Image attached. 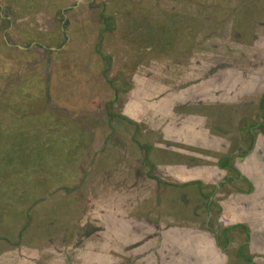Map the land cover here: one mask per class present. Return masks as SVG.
<instances>
[{"label":"rangeland","instance_id":"374dc122","mask_svg":"<svg viewBox=\"0 0 264 264\" xmlns=\"http://www.w3.org/2000/svg\"><path fill=\"white\" fill-rule=\"evenodd\" d=\"M64 1L31 0L32 3H40L35 9L43 11L44 16L50 15L51 22L56 17L60 20L65 13ZM151 1L154 0H147L145 4L148 16L154 14L155 8L150 4ZM70 2L71 0H66L65 3ZM190 4H193V10H190ZM91 5L94 7L95 3ZM3 7L4 13L10 8L16 15L25 9L29 10L20 8V5ZM156 7L161 20L174 15L173 11L178 9V23L169 27L166 21L168 30L179 34L176 46L171 42V33L168 32L170 37L165 38V23L160 21L153 23L151 28H145V33L151 34L147 36L155 38L162 46L157 49L159 53H153L148 49V44H143L153 41L146 38L142 41L135 40V44L142 48L141 51L137 53L138 49H134L132 56L125 54L118 44L121 41L111 33L98 41L88 40L90 42L86 44L84 57L89 58V64L83 67L79 57L83 52L78 54L76 43L69 44V41L64 40L69 45L65 49L61 47L60 51L67 52L68 55L63 56V53L52 57L50 54L52 72L56 74L57 71L65 78L62 90L59 86L51 87V103H28L26 96L31 91L33 95L36 93L31 87L19 92L15 97L19 100L20 96L18 102H10L14 93L7 96L8 102L0 100V217L12 218L21 202L16 192L14 200L11 197L12 191L3 188L13 187L14 190L33 192V206L39 209H33L32 213L42 209L44 213L46 207L44 208L43 199L47 196L65 190L70 193L68 196L78 198L80 193L89 191L93 178H103L106 174H112V177L124 174L129 180L125 187L130 186L128 190L132 195L126 201V207L130 206L134 210L125 212L121 209V204H115L114 214H118L121 223L126 222V213L130 214L132 221H137L141 210H137L135 198H141L144 191L160 192L159 184H163L157 179L160 173L155 170V159L151 156L155 149L152 143L159 140L156 139L158 135L154 137L147 133L149 139L146 138L145 141L144 129H155L170 117L173 118L172 123L178 124L185 123L190 118L197 121L199 117L211 114L207 123L198 125L204 128L210 126L215 130L211 132L215 140L211 138L210 142L213 148L218 149L205 151L210 152L211 159H218L220 164L228 168L224 175L222 173L215 176L211 184L198 185L202 197H194L190 204L191 207L201 205L196 209L194 220L201 229L206 223L210 232L216 231L217 242L226 246L228 257L233 256L229 257L227 264H264V240H259L262 236L260 233L264 230L259 220L264 219V0H161V4ZM106 12L108 10L102 6L98 13L93 14L96 13L100 19L108 14ZM64 25L68 29L67 22L60 24L62 27ZM112 28H115V24L106 22L102 24L100 33H108ZM79 29L80 26L74 30ZM70 30L71 27L68 33ZM207 31H211L212 40L209 42V39H205L203 45L201 41H197V37L205 36ZM214 31H217L216 35L213 34ZM18 33L22 35L20 28ZM187 36L193 40L186 44L188 50L200 55L192 70L185 69L186 66L182 68L175 62L187 59V56L183 59L178 52ZM238 43L241 46L238 47ZM24 44L28 43L24 41ZM145 48L147 49L144 50ZM203 49L212 53L207 61L201 54ZM171 50L173 56L170 54ZM204 62L210 70L197 67H203ZM144 73L146 75L142 77ZM10 75L9 73L6 77ZM142 80L145 82L138 83ZM139 102L146 107L147 123L138 122V119L133 122L124 119L121 112L127 109L125 107L130 106L133 113H138ZM172 123L169 122V125L172 126ZM207 137L201 131L194 142L201 143ZM160 146H157L156 151L170 154L169 151L161 150ZM175 146H179L178 143ZM198 148L197 145L194 147ZM120 149H124V152L119 151ZM20 157L24 159L19 160L17 168L11 160ZM204 160L206 159L195 158L196 163L206 165ZM21 161L26 163L24 167ZM161 161L164 162L162 159ZM207 162L209 165L216 164L214 160ZM256 162L261 168L257 167L259 175L253 176L251 168L255 167ZM233 164L242 168V177L236 168H231L234 167ZM206 169L210 168L206 166ZM145 176L149 178L147 182ZM46 180L48 182H44ZM101 183L106 185L105 181ZM84 186L88 189L85 190ZM170 187L173 191L178 190L176 187L183 189V186L176 184ZM194 189L196 190L195 187ZM91 190L97 191V188ZM139 190L143 192L139 194ZM229 193L235 199L228 197L225 204L230 203L233 207L236 204L237 208L234 210L232 207L231 215L235 213L236 220H247L245 222L249 224V228L238 223L230 226L228 221L231 220L220 216V201ZM182 199L184 198L178 200L179 205L190 208L189 204H183ZM120 200L123 201L122 198ZM158 200L152 196L141 205L148 206L153 213ZM49 210L51 213L64 215L69 211L68 201H63L56 210L51 205ZM29 211L31 214V210ZM32 220L42 224L46 222L39 215ZM75 220L74 217L69 219L72 222ZM226 226L228 228L222 230ZM225 233L230 234V242L225 239ZM208 237L214 240V237ZM252 238L254 251L258 252L253 255L250 253L251 242L249 243Z\"/></svg>","mask_w":264,"mask_h":264},{"label":"crops","instance_id":"0c3cea01","mask_svg":"<svg viewBox=\"0 0 264 264\" xmlns=\"http://www.w3.org/2000/svg\"><path fill=\"white\" fill-rule=\"evenodd\" d=\"M146 1L71 0V4H66L65 0L63 4L65 5V13L61 15L60 20L56 17L57 19L51 22L50 15L44 16L43 11L39 12L35 9L36 6L39 7L40 5L38 2L32 3L31 0H0V100L8 102L7 96L14 93L10 102H18L20 96L19 100H16L15 97L19 92L32 88L36 93L33 95L31 91L30 95L26 96L28 103H51V87L59 86L62 90L65 86L62 85L65 78L63 79V76L57 71L56 74L52 72L50 61L55 55L65 53L63 56H67L68 53L61 52L60 48L64 47L63 49H65L73 42L76 43V49L79 50L78 54L83 52V55L79 57L80 64L85 67L89 64V58L84 57L86 44L90 41L93 42V39L95 41H98L99 38L104 39V35L109 36L111 33H114L115 39L121 41L118 44L124 49L125 54L132 56L134 49H138L137 53L139 50L141 51L142 48L135 44V40L142 41L146 38L153 41L143 44H148V49L153 53H159L157 49L162 48V46L159 45L158 41H155V38L147 36L151 34H146L145 28H151L153 23H159L160 21L165 23V38L170 37L167 35L168 32L171 33V42L176 46L177 39L180 38L178 37L179 34L177 31L168 30L166 21H168L169 27L175 26L176 22L179 21L178 9L173 11L174 15L161 20L160 12L156 7L157 4H161V0L150 2L156 11L154 9V14L149 16L146 15L148 13L145 8ZM93 2L95 3L94 7L91 5ZM5 5H10V7L20 5V8H29V10L25 9V11H20L21 13L16 15L9 8L4 13L3 6ZM191 5L193 6V4ZM102 6L108 10L106 12L108 14L99 19L95 15L96 13H93H98ZM192 6L190 10L194 9ZM110 9L112 11L109 12ZM106 17L108 18L106 19ZM109 21L115 24V28H112L108 33L102 31L100 33L102 24ZM65 22L71 27L69 33V27L67 29L66 25L64 27L60 26L61 23ZM72 23L76 25L74 26ZM78 26H80V29L74 30ZM19 28L22 35L18 33ZM174 29L176 28L174 27ZM216 33L217 31L213 32L214 35ZM204 34L203 37H197V41H201L203 45H205V39H209V42L212 40L211 31ZM185 38L187 39H185L182 48L178 52L183 59H185V56H187V59L183 62L177 60L175 62L182 68L186 66L185 69L192 70L195 68L193 65H196L200 55L188 50L186 44H190L193 40L189 39L188 36ZM64 40L70 43L66 44ZM88 40L90 41L88 42ZM24 41L28 44H24ZM239 46L241 45L238 43ZM128 50H130V53H128ZM134 54L136 53L134 52ZM170 54L173 56L172 50ZM201 54L205 61L209 60V56L212 55L207 49H203ZM207 64H210V62ZM197 67L202 70L203 68L210 70L205 62L203 67H200V65ZM9 73L11 74L10 77H6ZM145 75L146 73L142 77H145ZM143 82L145 80L138 81V83ZM23 88L25 89L23 90ZM139 107L138 113H133L129 109L130 106H126L127 109L121 112L124 119L130 122L138 119V122L144 121V123H147L145 120L146 107H143L142 102H139ZM219 117L221 116L219 115ZM210 118L211 114L201 116L197 121L195 118H190L188 120L192 124L190 126L188 121L178 124L172 123L173 118L170 117V119H167L168 121H162L158 124L155 129H144L145 141L146 138L149 139L147 133L153 134L154 137L158 135L156 139L159 140L152 143L155 149L151 156L155 159V170L160 173L157 179L163 184H159L160 192L156 190L154 193H150L149 191L139 190V194L143 192L144 195L141 198L140 196L135 198L136 206H138L137 210H141L137 215V221H132L130 214L126 213L127 220L121 223L118 220V214H114L115 204H121V209L125 212L130 210V213L134 210L129 208L130 206L126 207V201L130 200L132 195L128 190L130 186L125 187L129 180L124 174L115 177H112V174H106L103 178L100 176L93 178L89 184V191L86 193L79 192L80 196L78 198L68 196L70 193L65 190L63 192L57 191L59 193L54 192L56 194L43 199L44 208L46 207L44 213L43 209L32 213L33 209H39L33 206L35 200L33 192L23 191L22 189L14 190L13 187L3 188L12 191L11 197L14 200V192H16L21 202L12 218L1 219L0 217V264H227L228 259L233 256L230 255L229 258L226 253V246H222L217 242L216 231L211 230L210 232L206 223L201 229L200 225H197L194 220L197 214L196 209L200 208L201 205L190 206L194 197H202L198 185L201 183L203 185L211 184L215 176H220L222 173L224 175L227 171L226 168H228L220 164L218 159H211L209 157L210 152L205 151H211L210 149L213 148L210 141L211 138H214L211 132L215 130L210 126L207 127L208 129L204 126L199 127L198 124H205ZM169 122L173 125H169ZM201 131L208 136L207 139L201 143L194 142L196 136H200ZM94 134H97V132H94ZM189 135L193 137H189ZM260 137H262V134H260ZM198 140H200V137ZM175 143H178L179 146H175ZM158 145H161V150L169 151L170 154L165 155L159 150L156 151ZM196 145L199 147L198 149H194ZM199 149L204 150L199 152ZM213 149L217 150L218 148ZM119 151L124 152V149ZM161 156L164 158H161ZM195 158L197 160L206 159L204 160L206 165L196 163ZM20 159L24 158L20 157L11 160V162L18 168ZM150 159L153 161V158L150 157ZM207 160H214L216 164L209 165ZM21 165L24 167L26 163L21 161ZM206 166L213 171L206 169ZM233 166L231 168L233 170L237 169L239 176L242 177V168L237 164H233ZM120 167L123 168L121 165ZM257 167L260 169L261 165L256 162L255 167L251 168V175H259ZM255 171H257L256 174ZM145 177L147 182L149 178ZM257 180L259 181V179ZM103 181L106 182V185L101 183ZM44 182H48V180ZM172 184L181 185L183 189L176 187L178 190L173 191L170 187ZM194 187L196 190H193ZM94 188H97V191L92 192L91 189ZM77 189L79 190V186H77ZM84 189L86 190L88 187L84 186ZM178 195L180 196L178 197ZM152 196L159 199L153 213L151 208L141 205L143 201ZM228 197H231L230 193L220 201V216L231 220L228 221L230 226L241 224L249 228V224L245 222L247 220H236L235 213L231 215L230 211L233 205H230V203L225 204ZM121 198L123 201L120 200ZM181 198L185 199V202L182 199L183 204H189L191 209L179 205L180 201L178 200H181ZM231 198L235 199V196ZM124 199L126 200L124 201ZM65 200L68 201V212L64 215L51 213L49 206L52 205L53 210H56V207L60 208ZM235 206L233 208L237 210ZM29 210H31V214ZM38 215L40 219L45 218L46 222L43 224L34 222L32 219H36ZM71 217L76 220L69 221ZM259 220L261 222L260 226L264 227V219ZM34 225L36 228H32ZM227 228L228 226L222 228V230ZM260 234L262 236L259 237V240H264V230ZM223 235L230 242V234L225 233ZM208 236L214 237V240H211ZM253 239L249 241V243L251 242L250 253L252 255L258 253L254 251Z\"/></svg>","mask_w":264,"mask_h":264},{"label":"flooded vegetation","instance_id":"af4514ba","mask_svg":"<svg viewBox=\"0 0 264 264\" xmlns=\"http://www.w3.org/2000/svg\"><path fill=\"white\" fill-rule=\"evenodd\" d=\"M247 231H248V228H247Z\"/></svg>","mask_w":264,"mask_h":264}]
</instances>
